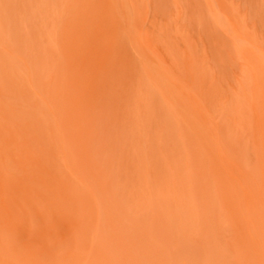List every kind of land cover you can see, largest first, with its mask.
I'll return each mask as SVG.
<instances>
[{
    "label": "rangeland",
    "instance_id": "obj_1",
    "mask_svg": "<svg viewBox=\"0 0 264 264\" xmlns=\"http://www.w3.org/2000/svg\"><path fill=\"white\" fill-rule=\"evenodd\" d=\"M262 54L264 0H0V91L33 72L55 89L73 84L71 70L86 79L85 65L103 58L88 102L95 164L122 200L116 219L132 216L130 235L149 237L144 253L159 249L170 264H227L237 228L214 167L256 185ZM149 64L160 69L161 92ZM62 97L73 101L64 89ZM204 140L223 154L209 157ZM158 213L164 246L153 229H138Z\"/></svg>",
    "mask_w": 264,
    "mask_h": 264
},
{
    "label": "bare ground",
    "instance_id": "obj_2",
    "mask_svg": "<svg viewBox=\"0 0 264 264\" xmlns=\"http://www.w3.org/2000/svg\"><path fill=\"white\" fill-rule=\"evenodd\" d=\"M136 31V39H143ZM137 46L143 53L144 46ZM68 49L64 45L63 54L72 65ZM101 60L85 65L86 79L70 69L73 84L62 82L57 89L33 72L32 79L25 81L21 77L23 81L0 91V264L172 262L159 249L144 253L141 240L146 234L139 232V239H134L129 232L132 216L131 220L126 218V229L122 227L125 224L116 219L122 213V200L112 192L113 181H107L95 164L92 150L97 127L88 102L94 98L92 92L104 64ZM258 60L264 72V54ZM149 65L157 84L154 89L161 92L163 85L157 83L162 75L160 69L156 64ZM63 89L64 94L73 97L71 104L63 99ZM262 92L258 97L264 100V86ZM174 100L177 105L178 97ZM262 105L264 112V101ZM261 135L257 169L253 172L257 186L243 179L244 175L231 173L228 168L221 173L214 167L216 185L227 201L226 208L233 210L237 228L231 251L224 258L227 264H264V126ZM204 143L209 157L223 154L207 140ZM162 215H154L149 228L137 223L140 231L153 229L152 236L163 241L158 245L164 246L166 237L162 234L167 220ZM205 261L201 264H218L216 260Z\"/></svg>",
    "mask_w": 264,
    "mask_h": 264
}]
</instances>
